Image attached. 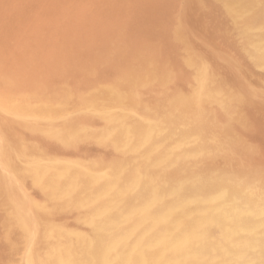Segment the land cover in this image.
Returning <instances> with one entry per match:
<instances>
[{
    "label": "bare ground",
    "instance_id": "6f19581e",
    "mask_svg": "<svg viewBox=\"0 0 264 264\" xmlns=\"http://www.w3.org/2000/svg\"><path fill=\"white\" fill-rule=\"evenodd\" d=\"M23 3L25 2L23 1ZM168 12H170V10H168ZM10 14H12V12ZM199 14L201 15L203 13ZM212 15L213 14H210V16ZM159 17H161V15H159ZM215 17L216 16H214L212 20H215ZM10 22L11 21H9V24ZM189 29L191 30V27H189ZM185 32L187 31H184V33ZM190 32L192 33V31ZM162 33L166 35L165 32ZM168 33H170V29ZM195 34L194 36H196ZM200 34L201 33H199V35ZM216 35L218 36V34ZM6 37L8 38V36ZM198 39L200 40V37ZM218 43H220V41ZM26 45L28 44L26 43ZM4 46H6V43ZM25 47L24 49H26ZM171 47L169 46V48ZM236 49L235 47V50ZM131 53L134 52L132 51ZM201 53L199 55H201ZM253 54L257 61L256 64L264 68V33L255 38ZM89 56L93 57L92 55ZM54 57L57 58L56 56ZM134 57H132L133 60ZM19 58L16 60H19ZM23 59L22 61L25 62ZM191 59L193 60V57ZM137 60L140 61L138 57ZM147 60L149 59H146L144 63ZM64 62L67 63V61ZM132 62L131 64L134 63ZM153 62L155 61H152V63ZM171 63H174V61ZM196 64L198 63L196 62ZM231 65L235 67L234 63H231ZM138 66L140 69L143 65ZM137 67L136 69H138ZM206 67L203 63H199L197 66L196 81L193 88H190L191 90H184V92H175L174 90V97L171 95L174 98L173 100L168 99V93L166 98H162L164 96L162 95L160 100L155 99L153 102L150 101L151 103L139 98L134 92L136 91V87L142 85V82L145 83L144 79H141V82H136L137 78L134 76V80L129 82L133 89H127V87L125 89V86H123V84L121 85V83L118 89L105 87L106 85L100 87V82L98 84L99 86L95 87L93 90L90 89L91 91L79 98L78 104L74 105L76 107H73V103L71 104L70 102L73 98L70 99L73 95H71V93L68 95L66 94L67 92H65L58 96L56 100H38L34 96H29L27 98L19 97L13 93L2 90L0 85V210L4 212V230L7 229L9 232H13L12 235L15 232V236L24 241L26 245L25 259L28 264H264V175L262 176L250 171H241L243 169H241V167V170L238 169L239 171L237 170V173L233 174V171L232 173L228 172V169L226 170L224 166L222 167L220 164L216 163L217 156L223 149L228 147L227 143H229L232 137L231 130L234 131L235 129H232L234 128L233 123L228 122L226 124V131L223 129L221 133L219 124L209 117L207 111L204 109L205 101L208 99L221 100L225 91L220 85L221 83L207 84ZM125 69L128 70L127 67ZM160 70L162 71V69ZM168 70L171 71L170 69ZM174 70L177 71V69ZM149 71L151 72V70ZM122 72L125 74V71ZM135 72L137 73V70ZM241 72L243 73V71ZM5 73L7 72L5 71ZM157 73L160 74V72ZM14 74L18 75L17 72H14ZM150 74L148 73V76ZM190 74L191 73H189V75ZM5 75L7 76V74ZM191 76L187 77L191 78ZM130 77L132 76L130 75ZM164 77L167 76H163V79ZM60 78H62V76H60ZM71 78H73V76ZM10 79L12 78L10 77ZM125 79L124 82L126 81ZM177 79H179V76ZM255 79H257V77L254 78V80ZM165 81L164 79V82ZM117 84L119 83L117 82ZM159 84L161 85L162 83L159 82L158 86ZM158 91L160 90L158 89ZM40 96H42V92ZM256 105L258 106L259 104ZM225 108L226 107H224V109ZM82 110L83 112L87 111L89 113V118L86 117L87 119L84 121L81 119L82 115H80L81 117H77V115L79 116L78 111ZM243 110L245 111L246 109ZM241 111L242 110H240V113ZM28 123L35 125V129L37 127V131L41 132L46 140L55 141L53 143L54 145L45 148L36 144L33 141L34 138L32 139L34 143H26L25 138L24 141L16 139L15 131L17 130H15V127L19 124H25L26 126ZM220 128H222V126ZM254 129H252V131ZM249 130L251 133V129ZM29 131L30 130H28V132ZM83 136L93 137L98 143L106 146L110 153L103 156L102 159H95L92 156L89 159H85L84 157V159H80L81 157H64L56 151L59 145L67 147L71 145L76 138H81ZM254 136L256 135H253V137ZM247 137H249V135ZM27 138L30 139V137ZM249 139L248 141H250ZM240 140L242 143V139H238V141ZM238 141L235 140L234 142ZM233 144L234 143H232V145ZM104 146H101V148ZM261 148L262 147H260V150ZM253 149L251 150L255 151V148ZM96 156L98 155L96 154ZM255 156L257 157L256 154ZM218 158L220 159V157ZM262 164L264 163L261 162V165ZM262 171L264 172V170ZM28 183L33 190L41 194V199H35L29 193L27 187ZM69 215L77 217V220L73 224L63 221L64 218ZM67 220L69 221V219ZM2 251H4V249ZM3 263L4 261L2 264Z\"/></svg>",
    "mask_w": 264,
    "mask_h": 264
},
{
    "label": "rangeland",
    "instance_id": "374dc122",
    "mask_svg": "<svg viewBox=\"0 0 264 264\" xmlns=\"http://www.w3.org/2000/svg\"><path fill=\"white\" fill-rule=\"evenodd\" d=\"M23 1L25 3H23ZM165 2H164V0H66V1L65 0H52V1L51 0H49V1H47V0H32V1L31 0H0V3H1L0 4V54H1V56L0 57H2V58H0V61H1L0 62V85H1V89L8 91L10 93H13L19 97H26L27 98L29 96H34L38 100L39 99L40 100H43V99H45V100H48V99L49 100H56V98L58 99V96L67 92L66 94H68V95H70V93H71V95L73 94L70 97V99L73 97L70 100V102H71V104L73 103V105H72L73 107H76L74 105L78 104V100L81 96H83L85 93H88L89 91L93 90L95 87H97L99 85H100V87L106 85L105 87L118 89L120 86V83H121V85L123 84V86H125L124 87L125 89H126V87H127V89L128 88L133 89V87L130 86L131 84L129 82H131V80L132 81L134 80V78H133V76H134L135 78H137L136 82H141V79L145 80V83L142 82V85L136 87L135 88L136 91H134V92L137 94V96L139 98L146 100L148 103H151L155 99L160 100L162 95L165 96V97L163 96L162 98H166L168 93H169V95L167 96L168 99L173 100L175 92H177V91H183L184 92V90L189 91L190 88L192 89L193 85L196 81V74L198 71L197 66L199 65V63H203L205 67L207 66L206 67V69H207V76H206L207 84H212V83L220 84L221 83L220 85L225 89V91L223 90L224 96L221 100L208 99L207 101L204 102V106H205L204 109L207 111L208 116L211 117L214 121H216L219 124V130L221 133L223 132V129H224V131H226V129H227L226 124L228 122H232L233 127H234L232 129L233 130L235 129L234 131L231 130V133H232L231 136L232 137H231V140L229 141V143H227L228 147H226L227 149L226 148L223 149L221 151V153L217 156V159H216L217 162L216 163L220 164L222 167L224 166V168L226 170L228 169L227 170L228 172L232 173V171H233V174L237 173L236 171L238 169L241 170L243 168L241 171H250L252 173L254 172V173H257V174H260L263 176L264 172L262 170H264V164L261 165V162L264 163V129H263L264 128V124H263L264 123V121H263L264 120V116H263L264 115V104H263L264 103V87H263L264 86V71H261V70H264V68H261V66H258V64H256L257 61H256V58L253 54V50H254L255 38L259 37L262 33H264V0H235V1L234 0H230V1H227V0H224V1L223 0H165ZM47 3L49 4V6ZM51 3H53V4H51ZM114 3H116V4H114ZM244 3H245V5H244ZM185 4H187V5H185ZM195 4H196V6H195ZM14 5H15V7H14ZM153 5H156V6H153ZM142 6H144V7H142ZM208 6H211V7H208ZM175 7H178V8H175ZM219 7H220V9H219ZM4 8H5V10H4ZM15 9H17V10H15ZM161 9H162V11H161ZM19 10H20V12H19ZM151 10H153V11H151ZM168 10H170V12H168ZM145 11L147 12V14ZM171 11H173V12H171ZM210 11H213V12H210ZM11 12H12V14H10ZM164 12H166V13H164ZM186 12H187V14H186ZM6 13H8V14H6ZM194 13H195V15H194ZM199 13H203L204 15L203 14L200 15ZM4 14H5V16H4ZM158 14L161 15V17H159ZM210 14H213V15L210 16ZM156 15H158V16H156ZM214 16H216L215 17L216 19L214 18L215 20H212ZM3 17L6 21L3 19ZM13 17H15L17 19H15ZM201 17H202V20H201ZM175 18H177V19H175ZM245 20H247V21H245ZM9 21H11L10 24H9ZM5 22H7V23H5ZM227 22H228V24H227ZM172 23H174V24H172ZM9 25H10V28H9ZM170 25H171V28H170ZM166 26H168V27H166ZM188 26L191 27V30L189 29ZM194 27H195V29H194ZM156 29H158V30H156ZM169 29H170V33H168ZM5 30H7V31H5ZM156 31H157V33H156ZM184 31H187V32H185L186 35H185ZM190 31H192V33ZM151 32H153V33H151ZM162 32H165L166 35H164V33H162ZM199 33H201V34L199 35ZM143 34H144V36H143ZM156 34H157V36H156ZM194 34L196 36H194ZM212 34H215V35H212ZM216 34H218V36ZM176 35H177V37H176ZM6 36H8V38ZM162 36H163V38H162ZM179 37H180V39H179ZM199 37H200V40L198 39ZM203 39H204V41H203ZM215 39H217V40H215ZM225 39H226V41H225ZM30 40H32V41H30ZM37 40H38V43H37ZM169 40H171V41H169ZM219 41H220V43H218ZM221 41H223V42H221ZM205 42H206V44H205ZM5 43H6V46H4ZM26 43L29 46L26 45ZM232 43H233L234 47H233ZM120 44H121V48H120ZM228 45H229V48H228ZM23 46L24 47L26 46L25 47L26 49H24ZM169 46L170 47L172 46V47L169 48ZM32 47H33V49H32ZM235 47L237 48L236 50H235ZM217 49H218V51H217ZM42 50H44V51H42ZM131 50L134 53H131L132 52ZM207 50H208L209 55L207 54ZM15 51H17V52H15ZM22 51L25 53H23ZM163 51H165V52H163ZM2 52H3V54H2ZM33 52H34V54H33ZM58 52H59V54H58ZM201 52H203V53H201ZM127 53H129V54L131 53V54L129 55ZM175 53L178 55H176ZM186 53H187V55H186ZM200 53H201V55H199ZM26 54H28V55H26ZM33 55L34 56L36 55V56L34 57ZM51 55L52 56L54 55L57 58H55L54 56H53L54 57L53 58ZM89 55H92L93 57H91ZM202 55H204V56H202ZM139 56H140V58H139ZM146 56H147V58H146ZM154 56L157 58H155ZM205 56H206V58H205ZM208 56H209V58H208ZM132 57H134V60ZM137 57H138V59H140V61L137 60ZM176 57H177L178 61H177ZM192 57H193V60L191 59ZM243 57H245V58H243ZM18 58H19V60H16ZM39 58L41 59V61ZM105 58H107V59H105ZM22 59L25 62H23ZM118 59H121V60H118ZM141 59L143 62L141 61ZM144 59L145 60L149 59V60H147L144 63V61H145ZM179 59H181V60H179ZM7 60H8V62H7ZM75 60H77V61H75ZM31 61H32L33 65L31 64ZM64 61H67V63ZM130 61L133 64H131ZM152 61H155V62H153L154 64L152 63ZM173 61H174V63H171ZM195 61L198 64H196ZM251 61H252V63H251ZM14 62H17V63H14ZM127 62H128V65H127ZM135 62H138V63H135ZM40 63H41V66H40ZM63 63H64V66H63ZM115 63H117L119 65H117ZM148 63H149V65H148ZM175 63H179V64H175ZM231 63L232 64L234 63L235 67L233 65H231ZM251 64H252V66H251ZM121 65H123V66H121ZM138 65H140V66L143 65L144 69H143V66H141L139 69ZM153 65L156 67H154ZM15 66H17V67H15ZM45 66H46V68H45ZM68 66H70V67H68ZM117 66H118V68H117ZM133 66H135V67H133ZM148 66H149V68H148ZM121 67H123V68H121ZM126 67L128 68V70L125 69ZM136 67L138 69H136ZM20 68H22V69H20ZM77 68H78V70H77ZM134 68L137 70V73L135 72L136 70ZM179 68H180V70H179ZM15 69H17V70H15ZM57 69H58V72H57ZM160 69H162V71ZM168 69H170L171 71H169ZM174 69H177V71ZM4 70L7 73H5ZM145 70H148V71H145ZM149 70H151V72L152 71L153 72L151 73ZM222 70H223V72H222ZM66 71H67V73H66ZM111 71H113V72H111ZM122 71H125V74ZM241 71H243V73ZM14 72H17L18 75H15ZM25 72H27V73H25ZM145 72H146V74H145ZM155 72L156 73L160 72V74L162 76L159 73H157L158 74L157 75ZM44 73H46V74H44ZM51 73H52V75H51ZM148 73L149 74L151 73V74L148 76ZM153 73H154V75H153ZM189 73H191V74L189 75ZM5 74H7L8 77ZM42 74H44V75H42ZM47 74H48V76H47ZM138 74L140 75V77ZM175 74H177L179 76V79L180 78L181 79L180 80L177 79L178 76ZM56 75H57V77H56ZM91 75H92V77H91ZM130 75L132 77H130ZM186 75L187 76L192 75V76L190 78V77H187ZM227 75H228V77H227ZM244 75H245V77H244ZM248 75L251 78H249ZM24 76H25V78H24ZM60 76H62V78H60ZM72 76H73V78H71ZM150 76H151V79H150ZM163 76H167V77H164V79L166 80L165 82H164ZM10 77L12 79H10ZM50 77L53 79H51ZM114 77H116V78H114ZM256 77H257V79L254 80V78H256ZM44 78H46V79H44ZM63 78H64V80H63ZM125 78H127L128 80ZM182 78H183V80H182ZM240 78H241V80H240ZM116 79H117V81H116ZM124 79L126 80L125 82H124ZM188 79L189 80L191 79V80L189 81ZM15 80H17V81H15ZM31 80H33V81H31ZM42 81L45 83H43ZM50 81H52V82H50ZM15 82H17V83H15ZM46 82L50 85H48ZM53 82H55V83H53ZM58 82H60V83H58ZM117 82L119 84H117ZM159 82L162 83L161 84L162 86L160 84L158 86ZM174 83H176V84H174ZM26 84H28V85H26ZM125 84H127V85H125ZM58 85H59V87H58ZM257 85H259V86H257ZM47 86H48V88H47ZM65 86H66V88H65ZM167 87H169V88H167ZM49 88H51V89H49ZM56 88L59 90H57ZM62 88H64V89H62ZM261 88H262V91H261ZM36 89H38V90H36ZM158 89L160 91H158ZM249 89L251 92L249 91ZM174 90H175V92H174ZM41 92H42V96H40ZM34 93H35V95H34ZM49 93L50 94L52 93L51 97H50ZM261 93H263V94H261ZM149 94H151V95H149ZM231 95H232V97H231ZM149 96L151 98L153 97L154 99L153 98L151 99ZM75 100H77V101H75ZM206 103H207V105H206ZM256 104H259L260 106L259 105L257 106ZM224 107H226V108L224 109ZM250 107H253L255 109L250 108ZM237 109H238V111H237ZM243 109H246V110L244 111ZM240 110H242L241 113H240ZM216 111H218V112H216ZM262 111H263V113H262ZM78 112H79V116L77 115V117H81L80 115H82V117H83V115L85 114L83 118L81 117V119L83 121L86 120L87 118H89V115H88L89 113L87 111L83 112V110H82V111H78ZM86 112H87V114H86ZM216 113H218L219 115ZM238 113H239V115H238ZM255 113H256V116H255ZM212 115H214V116H212ZM243 115L245 116L246 119L244 118ZM229 117H230V120H229ZM237 117H238V119H237ZM240 117H243V118H240ZM252 117H254L255 119ZM258 118H260L261 120ZM258 121H260L262 124ZM254 122H256L257 125ZM234 123H235V125H234ZM252 124H254V125H252ZM220 125L222 126V128H220L221 127ZM30 127L35 129V125H33L31 123H28L26 126H25V124L17 125L15 127V130H17V131H15V138L20 140V141L21 140L24 141L26 139L27 140V141L25 140L26 143H34L35 142L36 144H39L45 148H48V147L54 145L53 143L55 141L46 140V138L43 136V134H41V132L37 131V127L35 130L31 129ZM237 127H238V129H237ZM244 127L246 130L244 129ZM249 129H251V133H250ZM252 129H254V130L252 131ZM28 130H30V131L28 132ZM237 130H238V132H237ZM255 133H257V134H255ZM243 134H246V135H243ZM248 135H249L250 139H249V137H247ZM253 135H256L257 137L256 136L253 137ZM27 137H30V139ZM32 139L34 142L32 141ZM238 139H242V143H241V140L238 141ZM245 139H247V140H245ZM248 139L250 141H248ZM94 140L95 139L91 136H83L81 138H76L73 141V143L75 142L74 144L71 143V145H69L67 147H63V146L59 145L58 148L56 149V151L64 157H72V158H80L81 157L80 159H84V158L89 159L92 156L95 159H97V158L102 159V157L108 155L110 153V151L106 146H104V145L98 143L96 140L95 141ZM235 140L238 142H234ZM78 142H79V144H78ZM230 143H231V145H232V143H234V144L231 146ZM259 143H260V145H259ZM249 145H250V148H249ZM77 146H78V148H77ZM101 146H104V147L101 148ZM260 147H262L261 148L262 151L260 150ZM253 148H255V151L251 150ZM89 149H91V150H89ZM94 149H95L96 153H95ZM229 149H231V150H229ZM64 150H66V151H64ZM226 151L229 152L230 154L227 153ZM83 152H84V154H83ZM104 153H105V155H104ZM261 153H262V155H261ZM96 154L98 156H96ZM100 154H102V155H100ZM255 154L257 155V157L255 156ZM218 157H220V159ZM220 160H222V161H220ZM259 161H260V163H259ZM236 164H238V165H236ZM235 167H237V168H235ZM240 167H241V169H240ZM260 167L263 169H261ZM257 171L261 172L262 174L258 173ZM27 187H28L29 193L35 199H38V198L41 199V194L38 191L33 190V188L30 187L29 183H28ZM32 190L34 191V193ZM2 217H3V219H2ZM67 219H69L70 222ZM3 220H4V212H3V210H0V230H1V232H0V248H1L0 249L1 250L0 251V258L3 259V260L0 259V264H2L3 261L5 264H15V263L26 264L27 263L26 262L27 260L25 259L26 245H25L24 241L18 239L15 236V232L12 235L13 232H9L7 229L4 230L5 228L3 227ZM76 220H77L76 216L69 215L68 217L64 218L63 221H66L68 223L73 224ZM6 232L8 235L6 234ZM4 234H5V236H4ZM20 245H21V247H20ZM18 247H20V248H18ZM3 249H4V251H2ZM6 250L9 252H7ZM1 252H4V253H1ZM5 254H6V256H5ZM14 255H15V257H14Z\"/></svg>",
    "mask_w": 264,
    "mask_h": 264
}]
</instances>
